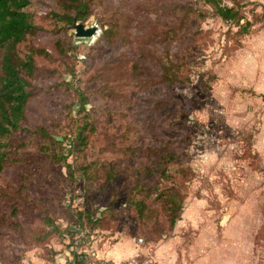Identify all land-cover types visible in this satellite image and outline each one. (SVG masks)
Instances as JSON below:
<instances>
[{"label":"rangeland","instance_id":"rangeland-1","mask_svg":"<svg viewBox=\"0 0 264 264\" xmlns=\"http://www.w3.org/2000/svg\"><path fill=\"white\" fill-rule=\"evenodd\" d=\"M58 1L31 0L40 30L18 47L49 55L35 54L26 119L6 137L0 259L20 264L58 233L48 219L63 233L86 212L99 234L142 236L154 264H264V55L243 39L264 26V0H218L239 19L213 0H89L72 23ZM75 20L97 23L96 39L76 43ZM112 23L118 34L98 39ZM159 57L181 84L161 82Z\"/></svg>","mask_w":264,"mask_h":264},{"label":"trees","instance_id":"trees-1","mask_svg":"<svg viewBox=\"0 0 264 264\" xmlns=\"http://www.w3.org/2000/svg\"><path fill=\"white\" fill-rule=\"evenodd\" d=\"M213 2L216 6V10L224 19H239V11L235 10L234 7L222 4L218 0H213ZM30 3L31 0H0V173L4 170L9 158V144L6 137L14 130H18L21 127L22 120L26 119V107L32 95L29 86H31L32 79L38 75L39 71V65L36 62L35 54L39 52L44 53L46 56L49 55L48 51L44 48H31L23 55L18 51L19 44L27 41L30 35H36L40 30V26L36 23L33 13L29 10ZM58 5L61 10L56 14L58 18H61L66 23H72L76 15L80 19H86L90 14L89 0H59ZM115 32L118 34L114 23H112L102 30L98 39H103L104 41L108 40L116 34ZM75 39L78 44H81L83 40L89 42L86 38H77L75 36ZM167 57L169 58L168 54ZM158 60L161 82L164 83L168 89L183 82L181 78L176 75L173 62H170L169 59L164 57H159ZM141 66L137 62L133 64L134 72H136L137 76L146 74L148 67L144 63ZM160 105H162V102L159 103V106ZM82 106L84 107V103H82ZM80 138L85 141V137H83L82 134ZM67 139L71 145L74 138L67 137ZM167 156L168 159L171 158V154ZM161 170L163 174L167 173L166 168L162 167ZM137 204L139 206V214L141 215L145 212L144 203L140 201ZM165 206L171 216V224L174 226L177 219L181 216L183 201L178 193H171L167 197ZM14 210L16 209L14 208L13 212ZM77 213V216L75 215L77 219H74L71 223H67L69 225H66L67 228H65V232L72 235V241H74L73 238L76 233L80 234L79 241H86L88 237L90 238L92 234H94V229L99 227V225L94 222L97 221L98 218L92 217L91 213ZM85 214L88 215V219L85 218ZM48 220V228L54 230L52 233L58 232V234H62L63 230L60 226L54 224L55 220ZM90 221H92L93 224H89ZM82 252L84 251L80 253ZM74 255L75 258H77L79 252H75ZM18 258L19 257H17V259ZM2 260L3 259H0V264H5Z\"/></svg>","mask_w":264,"mask_h":264},{"label":"crops","instance_id":"crops-1","mask_svg":"<svg viewBox=\"0 0 264 264\" xmlns=\"http://www.w3.org/2000/svg\"><path fill=\"white\" fill-rule=\"evenodd\" d=\"M243 39L246 41V49L249 52H262L261 55H264V26L260 28L255 24L251 25ZM261 59L264 58L261 57ZM260 85H264V79ZM99 229L101 230V228H95L94 234L86 241H79L78 233L74 234V241L71 240L72 235L67 232L52 234L46 246L28 248L20 264H65L75 252L80 251L116 261H126L137 255L148 254V248L138 240L139 237L111 230H102L105 234H99Z\"/></svg>","mask_w":264,"mask_h":264},{"label":"built area","instance_id":"built-area-1","mask_svg":"<svg viewBox=\"0 0 264 264\" xmlns=\"http://www.w3.org/2000/svg\"><path fill=\"white\" fill-rule=\"evenodd\" d=\"M96 37L97 36L86 38V39L92 42L96 39ZM138 240L143 241V237H139ZM80 252L77 258H75V255H73L71 259L65 264H154V262L148 257H143L140 255L134 256L126 261H116V260L109 259V258L91 255L90 253H87V252H82V253Z\"/></svg>","mask_w":264,"mask_h":264},{"label":"water","instance_id":"water-1","mask_svg":"<svg viewBox=\"0 0 264 264\" xmlns=\"http://www.w3.org/2000/svg\"><path fill=\"white\" fill-rule=\"evenodd\" d=\"M75 28V36L78 38H91L99 33L100 26L97 23L86 25L84 22L75 20L73 23Z\"/></svg>","mask_w":264,"mask_h":264}]
</instances>
